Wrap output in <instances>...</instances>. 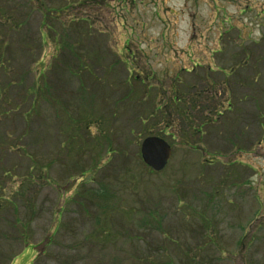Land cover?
<instances>
[{
  "label": "rangeland",
  "instance_id": "374dc122",
  "mask_svg": "<svg viewBox=\"0 0 264 264\" xmlns=\"http://www.w3.org/2000/svg\"><path fill=\"white\" fill-rule=\"evenodd\" d=\"M84 1L0 0V264H264L253 106L189 144L192 80L214 51L258 56L264 0ZM150 131L172 145L162 171Z\"/></svg>",
  "mask_w": 264,
  "mask_h": 264
},
{
  "label": "flooded vegetation",
  "instance_id": "af4514ba",
  "mask_svg": "<svg viewBox=\"0 0 264 264\" xmlns=\"http://www.w3.org/2000/svg\"><path fill=\"white\" fill-rule=\"evenodd\" d=\"M257 17L259 19V33L255 41L256 43L264 40V31H261V27L264 29V10ZM248 36H250V34ZM240 37L244 39V36L240 35ZM220 48L221 47H219V49ZM214 53L216 54V51H214ZM214 53L213 57L210 58V64H207L206 72L196 75V78L193 79L191 83V90L194 98L189 106L195 104L196 111L198 112V116L194 118L196 121L190 119L193 124L194 135L195 137L197 136V139L195 138L191 142V145L196 151H200V146L204 145L203 141L205 139L200 142V138L203 139V137H200V135L204 133L203 127L210 124V121L211 123H221V120L224 119L227 114L229 118L225 121V124L227 126L234 124L235 117H232V114L239 113V115H241L240 110L244 112L243 108L248 103L256 110L254 111L253 108L250 109L251 113H256L253 119L256 120V124L259 128L264 130V48L261 49L255 59H253L254 55L252 56L246 51L241 59H232L230 63H224L228 62L227 59L224 60L225 58L217 59L214 57ZM218 60L220 62H218ZM253 60L257 61L256 67L255 63H252ZM252 64L253 67H251ZM189 71L191 70H188V72ZM188 87L190 86H187V88ZM180 101L181 98L179 99V102ZM184 112L185 111L181 110L180 114L184 116ZM195 122L200 123L195 126ZM228 144L230 147L232 146L231 140ZM241 146L242 145L238 146V151H245ZM233 162L237 163L235 167L242 168L244 166V162L242 160L240 161V159H235ZM247 166L252 168L250 165Z\"/></svg>",
  "mask_w": 264,
  "mask_h": 264
},
{
  "label": "water",
  "instance_id": "95a60500",
  "mask_svg": "<svg viewBox=\"0 0 264 264\" xmlns=\"http://www.w3.org/2000/svg\"><path fill=\"white\" fill-rule=\"evenodd\" d=\"M141 154L148 166L155 171H161L166 167L172 155V147L163 137L150 135L145 137L141 143Z\"/></svg>",
  "mask_w": 264,
  "mask_h": 264
},
{
  "label": "trees",
  "instance_id": "16d2710c",
  "mask_svg": "<svg viewBox=\"0 0 264 264\" xmlns=\"http://www.w3.org/2000/svg\"><path fill=\"white\" fill-rule=\"evenodd\" d=\"M82 1H84V0H82ZM92 1L95 2V1H98V0H92ZM84 3H85V1L82 2V3H80V4H84ZM7 21H8V19H7ZM5 45L7 46V44H5ZM11 49H12V45L11 44H9V46L6 48V50H2V47L0 48V100L3 98L4 95H9L10 96V94H11V86L16 85V82L15 81H9L8 82V88L5 89V84H4V82L2 81V78H1L2 74H5V72L7 70V66L5 65V60H6V58L10 59V50ZM106 74H108V72H106ZM20 80L21 79H19V81ZM36 85H37V83H36ZM42 86H45V85H42ZM40 88L41 87H37V89H40ZM30 93L32 95L33 94L35 95L34 91H31ZM6 98L8 100V97H6ZM149 134H153V132L150 131L146 135H149Z\"/></svg>",
  "mask_w": 264,
  "mask_h": 264
}]
</instances>
